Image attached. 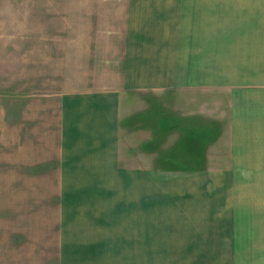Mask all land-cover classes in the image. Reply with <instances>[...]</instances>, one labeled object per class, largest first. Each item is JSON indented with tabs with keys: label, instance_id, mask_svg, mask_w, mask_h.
<instances>
[{
	"label": "crops",
	"instance_id": "1",
	"mask_svg": "<svg viewBox=\"0 0 264 264\" xmlns=\"http://www.w3.org/2000/svg\"><path fill=\"white\" fill-rule=\"evenodd\" d=\"M40 4L48 14L36 15ZM31 8V28L0 29V180L15 181L17 197L49 198L54 224L32 227L55 240L47 260L264 264L245 252L235 258L238 210L228 188L261 185L255 223L264 222V79L231 89L229 62L216 57L229 49L224 38L217 45L215 0H32ZM217 85L229 90L227 125L206 154L205 131L180 122L212 116ZM139 94L154 97L147 116L159 99L155 112L181 118L161 131L176 135L180 164L192 167L153 169L151 154L121 143ZM28 228L0 224V264H47L21 249L37 238L25 237Z\"/></svg>",
	"mask_w": 264,
	"mask_h": 264
},
{
	"label": "rangeland",
	"instance_id": "2",
	"mask_svg": "<svg viewBox=\"0 0 264 264\" xmlns=\"http://www.w3.org/2000/svg\"><path fill=\"white\" fill-rule=\"evenodd\" d=\"M23 3V4H21ZM32 0H0V29H7L8 34L12 32L16 34L17 24L21 27L23 24L24 29L32 27V13L31 8ZM36 15L44 13L48 14L47 5H37ZM23 16H21V11ZM20 14V15H19ZM215 20H216V40L217 45L223 44L226 41L229 49V57L223 58V55L217 54V62L225 61L224 66L228 67L232 78V90L240 87H256L259 82L258 79H264V0H215ZM14 38V37H13ZM13 38L10 40L14 41ZM223 38L225 40H223ZM29 40V38H24ZM31 40V39H30ZM223 40V41H222ZM224 45V44H223ZM220 65V63H217ZM235 81L238 83L236 84ZM264 82V80H263ZM247 83V84H246ZM236 84V85H235ZM229 92L228 88L222 89V86L217 85L215 87L216 97V110L212 112V116H200L195 120H181L180 124H184L189 128L192 124H198L199 129L205 131L207 136L208 147L202 149L204 153L209 154L215 145L219 147L222 142H215L223 133V128L227 125L225 117L228 116L224 104L225 95ZM231 93H233L231 91ZM142 101V108L137 113L131 116L129 119L130 125L124 126L121 132V143L126 148H131V151L138 153V156H146L151 154L153 157V169L161 168L162 170L176 171L177 169H188L192 165L180 164V158L185 153V149H179L176 144V135L167 134L162 132L163 128L177 126L176 120L181 119L172 115H160V112H155L156 108L160 106V100H153L154 113L147 116L148 111L152 107L148 106L147 100H152L154 97L140 96ZM147 98V99H146ZM152 98V99H151ZM145 103V106H144ZM157 110V109H156ZM180 121V120H179ZM179 124V125H180ZM165 127V128H166ZM178 127V126H177ZM131 129V130H129ZM133 129H136L135 132ZM146 129V131H145ZM145 131V136L142 132ZM222 131V132H221ZM168 136V137H167ZM211 136L212 140H211ZM218 136V137H217ZM216 137V138H214ZM210 138V139H209ZM173 142V143H172ZM173 147H170L172 146ZM175 145V146H174ZM122 146V147H124ZM123 150V149H122ZM218 152L223 150L217 149ZM157 155V156H156ZM168 159L172 162H167ZM182 161V160H181ZM223 159H217V163H221ZM175 162V163H173ZM203 166V164L197 165V167ZM208 169H213L218 172L223 168V165H208ZM206 167V168H207ZM264 185V182H259ZM231 187V188H230ZM229 192L232 193L231 206L237 207V229L234 233L236 237V243H234L233 250L236 252L235 258L238 257L240 252L249 254V262L256 256L260 259L261 251L264 247L263 235L261 234L262 227L258 228L261 224H256V190L261 189V185H257V182L248 181H232V185H229ZM243 191V193H242ZM16 182L15 181H1L0 180V224H8V226H24L29 227L23 229L26 232L25 237L35 234L37 238L31 241L29 237L22 243L21 249L23 252L36 253L46 258V263H52L47 260V256L53 255V246L55 240L48 236H43L41 232H46V229H36L32 227L38 226H50L53 220L50 210L53 208L49 203V198L45 196H16ZM244 200V201H243ZM55 200H53L54 202ZM19 208L20 211H19ZM27 209H31L30 212ZM15 221L14 223L12 221ZM264 220V217H263ZM11 221V222H10ZM20 223V224H19ZM23 224V225H21ZM206 225V232H210V229H215L211 224ZM258 225V226H257ZM216 226V224H214ZM40 232L41 236L36 233ZM234 232V231H233ZM39 236V237H38ZM210 236V235H205ZM213 238L210 239V241ZM20 249V252H21ZM252 258V259H250ZM49 259V258H48ZM24 261V260H23ZM259 261V260H258ZM41 263V261H39ZM206 263V262H205ZM259 263V262H257ZM25 264V261L24 263ZM152 264H162L161 261H153Z\"/></svg>",
	"mask_w": 264,
	"mask_h": 264
},
{
	"label": "bare ground",
	"instance_id": "3",
	"mask_svg": "<svg viewBox=\"0 0 264 264\" xmlns=\"http://www.w3.org/2000/svg\"><path fill=\"white\" fill-rule=\"evenodd\" d=\"M244 201V200H243Z\"/></svg>",
	"mask_w": 264,
	"mask_h": 264
}]
</instances>
